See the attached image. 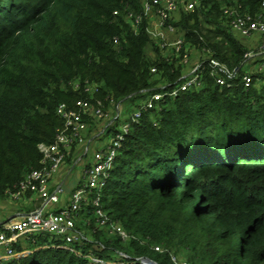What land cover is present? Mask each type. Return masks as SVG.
<instances>
[{"label":"trees","instance_id":"trees-1","mask_svg":"<svg viewBox=\"0 0 264 264\" xmlns=\"http://www.w3.org/2000/svg\"><path fill=\"white\" fill-rule=\"evenodd\" d=\"M141 1L0 0V200L40 167L39 144L54 142L63 126L57 106L87 99V80L118 101L176 83L175 60H148L146 26L136 33L126 19ZM199 1L180 22L186 42L239 66L246 48L223 8L264 13V0ZM203 23L215 25L212 36ZM207 74L201 89L143 110L123 142L103 203L129 240L92 227L89 242L67 248L38 234L13 244L0 264H175L177 254L190 264H264V77L246 88Z\"/></svg>","mask_w":264,"mask_h":264},{"label":"built area","instance_id":"built-area-1","mask_svg":"<svg viewBox=\"0 0 264 264\" xmlns=\"http://www.w3.org/2000/svg\"><path fill=\"white\" fill-rule=\"evenodd\" d=\"M199 6V0H142L140 12L132 10L125 16L136 33L145 25L146 31L156 40L159 48L170 49L174 55L164 53L163 58L172 62L182 56L187 43L185 32L180 26L183 14L193 13ZM262 6L264 7V1ZM223 16L225 25L232 32L253 38L240 65L230 67L208 52L209 57L204 62L188 70L175 84L166 83L151 91L128 119L122 123L111 120L115 123L110 124L109 138L93 151L91 159L87 158L91 141L84 136L89 131V123L85 117L101 119L107 116L103 104L99 102L98 105H93L90 99H79L74 106L67 103L57 106L56 112L62 119L63 126L55 141L39 144L42 154L40 167L28 172L8 192V196L14 201L32 209L26 213L21 212L15 218L0 221V247L21 237L38 234H50L62 240L61 245L67 248L72 244L82 245L91 239L85 235L84 230L78 228L79 219L86 229L89 228L87 230L92 227L106 229L123 241L129 240L128 232L105 211L103 198L132 123L139 120L143 110L159 109L166 96L176 98L183 91L201 89L207 73L216 83L228 87H233L235 80L240 79L248 88L255 82H261L264 77V13L253 14L242 11L239 6L226 5ZM153 18L154 24L151 25ZM151 71L157 73V68L153 67ZM84 90L91 93L88 81ZM76 145L83 146L84 156L69 162L70 153ZM78 166L80 168L77 170ZM156 250H160V247H156ZM174 262L190 264L186 261L180 262L176 257ZM140 264L157 263L140 261Z\"/></svg>","mask_w":264,"mask_h":264},{"label":"rangeland","instance_id":"rangeland-1","mask_svg":"<svg viewBox=\"0 0 264 264\" xmlns=\"http://www.w3.org/2000/svg\"><path fill=\"white\" fill-rule=\"evenodd\" d=\"M180 14L181 12H179V15ZM153 24H154V18H153V23L151 25ZM203 27L206 29L205 34H207L208 36H212L213 34L212 30L215 28V25L203 23ZM58 30L59 32L57 36L59 39H61L63 38L64 33L67 31V28L64 24H61ZM233 34L235 35L236 39L240 42V44H242L246 49L248 47V44L253 42V38L249 39L244 37L242 40V38H240L237 33L233 32ZM151 40L152 42L150 43L149 47L146 50V56L148 60H151V62H153L158 57H163L164 53H168V55H174L172 51H169L170 49L159 48L156 40L153 39L152 37ZM47 47L48 50L50 51L49 54L50 60L53 63L58 61L57 46H55V43H52V41H50ZM207 50H208L207 48L200 49L196 45H193L192 43L191 44L186 43L182 56L175 61L177 62V67L179 68L178 70L180 72L179 73L180 77L186 72H188V70L193 68L195 65L204 62L209 57V53ZM87 81L89 82L91 89V93L89 94L87 99H90L93 105H98V103L101 102L104 106L103 110L107 115L101 119L93 118L91 116L85 117L86 121L89 123V129H88L89 131L87 132V134L86 133L84 134V136H86L85 139L87 140L93 139L91 141V146H90L91 150L87 156V158L91 159V155L93 154V151L98 147L92 144L94 143L93 141L96 140L95 143L100 142V144L102 145L104 141L109 138V134L111 133V131L108 132L111 126L110 124L115 123L114 121L117 122L118 120L122 123L123 121L128 119L133 114V112L138 108L137 105L144 102L146 96L141 97V95H137L135 97L133 96V98H130L132 97L130 96L129 100L127 101L124 99L119 101L118 99L114 100L115 97L114 96L110 97L107 94L108 92L106 91V87L102 82L96 80L94 81L87 80ZM79 85H80L79 78L78 79L76 78L71 82L70 88L76 91L78 90ZM79 99L80 98H75V100L73 101V106L77 103ZM113 119L115 120L111 122V120ZM70 161H72V158H69V162ZM79 168L80 167L78 166L77 170ZM19 204H20L19 202L14 201L9 196H6L4 199H1L0 219L4 217H6L4 219H9L10 217L15 218L18 212L25 211L26 213L32 209L31 207H27V209H24V207L19 208L18 207ZM77 222L79 226L78 228L84 230L85 235H87L88 230L84 227L82 220L79 219ZM176 257L180 262H184V261L189 262L188 260H186V258H184L180 254H177Z\"/></svg>","mask_w":264,"mask_h":264},{"label":"crops","instance_id":"crops-1","mask_svg":"<svg viewBox=\"0 0 264 264\" xmlns=\"http://www.w3.org/2000/svg\"><path fill=\"white\" fill-rule=\"evenodd\" d=\"M238 34V33H237ZM239 35V37L240 38H242V40H243V36H241L240 34H238ZM246 45V44H245ZM93 139H88V141H92ZM94 143H92V144H94V145H96V146H100L101 144H100V142H97V143H95L96 142V140L95 141H93ZM82 151H83V146H81V145H76L75 147H74V149H73V151L70 153V156H71V158L72 159H74V160H76L77 158L79 159V158H81L82 156H84V153H82ZM19 208L20 207H24V209H27V207H30V206H25V205H23V204H19V206H18ZM27 211V210H26ZM22 212H24V211H22ZM3 214V213H2ZM19 214H22L21 212H18L17 214H16V216L17 215H19ZM4 218H6V217H4ZM4 218H2V219H0V221H4V220H6V219H4ZM11 218V217H10ZM88 232V231H87ZM27 239V237H21V238H19L15 243H17L19 240H21V241H24V242H22V244H23V246H26V243H25V240ZM5 254V249H4V247H0V259L2 258V259H5V258H8V256H5L4 255Z\"/></svg>","mask_w":264,"mask_h":264},{"label":"water","instance_id":"water-1","mask_svg":"<svg viewBox=\"0 0 264 264\" xmlns=\"http://www.w3.org/2000/svg\"><path fill=\"white\" fill-rule=\"evenodd\" d=\"M15 242L16 241H14V242H12L11 244H9V245H7V246H3L4 247V249H5V256H9V255H11V250H12V246H13V244H15ZM118 256H120V257H123V256H125V254L124 253H119L118 254Z\"/></svg>","mask_w":264,"mask_h":264}]
</instances>
